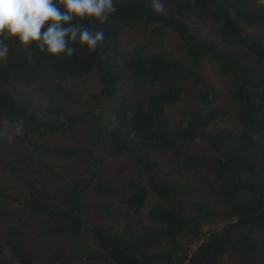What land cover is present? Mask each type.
<instances>
[{
  "label": "trees",
  "instance_id": "1",
  "mask_svg": "<svg viewBox=\"0 0 264 264\" xmlns=\"http://www.w3.org/2000/svg\"><path fill=\"white\" fill-rule=\"evenodd\" d=\"M149 3L114 0L116 11L107 21H76L105 36L95 51L73 44L71 57L50 56L35 45L24 47L18 39L8 38L31 54L24 55L28 73L47 70L57 81L84 80L96 69L101 88L87 111L78 115L56 104V98L45 106L12 90L0 93V118L19 127L12 133L16 142L9 146L0 127V157L10 158L20 171L41 167L51 175H59V170L44 167L43 158L34 152L85 162V174L72 177L63 193L52 192L41 179L24 174L16 177L22 181L24 198L0 186V264L37 262L20 251L21 231L3 226L15 212L51 220L55 225L46 232L49 235L67 234L77 241L88 231L94 240L96 249L80 248L76 255L70 249L50 253L40 260L43 264H221L227 254L249 264H264V43L246 32L264 28V5H255V0H176L173 10L157 13ZM197 13L210 15L224 49L213 39L199 38L176 17L187 19ZM136 25H157L174 33L189 69L144 43L122 50L119 37ZM231 47L246 48L262 67L251 72L243 59L229 54ZM204 58L216 62L222 75L233 77L230 100L243 126L239 134L227 128L207 133L227 112L209 107L216 89L203 76ZM179 81L189 82L198 105L172 123L167 111L189 94ZM9 85L10 74L0 60V87ZM143 88V96L135 98ZM84 126L90 131L87 146L35 140L64 137ZM103 141L112 157L132 158L146 183L130 178L117 184L103 180L108 166L94 156L96 143ZM197 141L203 154L189 149ZM152 153L167 159L160 163ZM89 194L115 199V206H98L112 226H98L89 217L94 208ZM218 223L220 228H212Z\"/></svg>",
  "mask_w": 264,
  "mask_h": 264
},
{
  "label": "rangeland",
  "instance_id": "2",
  "mask_svg": "<svg viewBox=\"0 0 264 264\" xmlns=\"http://www.w3.org/2000/svg\"><path fill=\"white\" fill-rule=\"evenodd\" d=\"M175 2L176 0H164L165 11L173 10L175 8ZM149 4L152 5V0H150ZM255 5L263 6L264 3H261L260 0H255ZM176 17L180 20H185L199 38L213 39L218 43L220 50L224 49V45L220 41V37L218 36L219 33L216 31L210 15L197 13L194 16H189L187 19H183L178 15H176ZM246 32L264 43V28H249L246 29ZM6 37L7 36L0 37V43L6 45L8 49L7 56L0 60L10 74V85L8 88L0 87V93L12 90L18 95H24L31 99L32 102L45 106L53 103V100L56 98L57 102L55 103L64 107L69 114L78 115L87 111L86 106L92 104V97L96 95L101 88L99 73L96 69L92 70L84 80L68 79L66 81H57L54 80V77H52L47 70H41L37 74L34 71L28 73V65L24 64V55L25 53L26 55L31 54H29L26 49L16 46L12 42V39V41H10V38ZM118 43L122 50L128 51H130L135 43L147 44L148 47L156 51L168 53L173 60L179 61L180 63L182 62L184 67L189 69V63L185 58L181 42L174 33L157 25H136L132 28L124 29L122 35L119 37ZM229 50V54H234L235 57L243 59L251 72H255L257 68L262 67V65L258 64L255 58L248 53L246 48L231 47ZM202 64L203 76L212 83L216 89V98L211 102L209 107H222L227 112L226 117L221 122L215 123V125L207 129V133L215 132L220 128H227L232 130L235 134H239L243 130V126L238 122L236 118V106L230 100L233 94V77L229 74L222 75L219 65L209 58H204ZM177 83L186 86V90L189 94L185 96L183 101L167 111V115L172 123L178 122L181 118L186 117L187 113L198 105L193 97V88L188 87L190 86L189 82L179 81ZM144 93L145 90L143 88L139 92L140 95L134 96L135 98H140ZM0 127L2 133L8 140V146L16 142L12 133L16 132L19 127L2 118H0ZM35 140L48 145L87 146L90 141V131L88 126H84L71 130L64 137L46 136L42 137V139ZM96 144L94 156L108 166L102 175L103 180L117 184L124 178H130L146 183L143 172L134 164L132 158L127 155L112 157L106 152L104 141L97 142ZM30 148L32 149V147ZM189 149L203 154L202 145L198 141L190 145ZM34 153L43 158L44 167L51 166L53 170L58 169L59 175H51L44 172L41 167L38 169L30 167V169L20 171L18 170L20 165L12 164L11 159L7 156H1L0 186L7 190L8 194L19 198L25 197L26 192H24L22 181L16 179V177L21 174L31 176L37 180L39 178L49 187V190L51 189L50 191L61 193L67 189L69 185L67 183L72 177L85 174L83 171V163L85 162H82V160L75 159L65 161L44 155L43 152ZM151 155L160 163L167 159V156L163 154L156 155L152 153ZM166 170L165 168L164 171ZM60 175L65 176V179H62ZM182 179L185 180V176H182ZM88 201L94 207L89 212V217L93 219L94 223L101 227L112 226V221L108 219L98 206H115V199L109 194L102 198H96L89 194ZM10 208L12 209L14 207L10 206ZM11 216L14 217L4 222L3 226H15L21 231L18 236L19 249L24 255L35 258L36 261L39 262L35 264H43L40 260L50 253H62L70 249L71 251L74 250L72 253L76 255L80 248L88 247L96 249L94 240L90 237L88 231H83L82 236H80L77 241H72L67 234L62 237H55L54 235L47 234L46 232L55 224L46 217L34 216L28 213L26 214L25 212H15ZM216 226L217 227L212 228H220L221 223L216 224ZM113 227L115 230L117 229V226ZM205 230H207V227L203 229V232H205ZM261 239L264 240V235H261ZM70 244H75V246L71 247ZM196 246L197 245H193L192 249H195ZM221 264L249 263H246V260L240 256H230L227 254L224 256Z\"/></svg>",
  "mask_w": 264,
  "mask_h": 264
},
{
  "label": "clouds",
  "instance_id": "3",
  "mask_svg": "<svg viewBox=\"0 0 264 264\" xmlns=\"http://www.w3.org/2000/svg\"><path fill=\"white\" fill-rule=\"evenodd\" d=\"M152 7L157 13L165 11L164 0H152ZM115 11L114 0H0V37L16 38L24 47L35 45L50 56L71 57L73 44L91 52L105 36L103 31L89 30L76 21L103 23ZM7 52L6 45L0 43V59Z\"/></svg>",
  "mask_w": 264,
  "mask_h": 264
}]
</instances>
